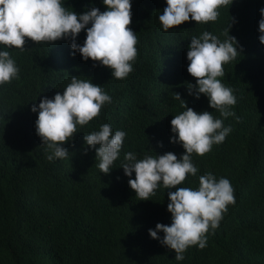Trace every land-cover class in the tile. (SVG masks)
I'll return each instance as SVG.
<instances>
[{
    "label": "trees",
    "instance_id": "obj_1",
    "mask_svg": "<svg viewBox=\"0 0 264 264\" xmlns=\"http://www.w3.org/2000/svg\"><path fill=\"white\" fill-rule=\"evenodd\" d=\"M65 6L77 13L107 7L102 0H65ZM165 6L166 0H132L129 27L138 37V56L126 79L112 77L109 67L91 58L85 61L80 53L73 55L66 39L37 44L29 38L24 50L6 49L20 72L18 78L0 86V264H264L261 50L256 52L257 75L247 61L251 51L243 46L237 60L225 64V75L219 77L234 90L237 104L232 110L239 119L221 117L204 94L189 95L191 79L184 72L191 74L181 66L193 36L207 30L225 40L232 17L229 34L245 37L255 46L264 0H234L219 9L216 21L192 23L203 31L184 23L163 31L158 16ZM85 38L86 30H82L77 43L83 44ZM71 76L91 79L112 102L64 142L67 158L50 162L35 131L38 113L31 107L44 96L62 93ZM176 92L187 105L193 100L201 111H211L232 128L210 152L193 154L199 172L187 176L180 186L196 188L199 176L212 172L217 179L230 180L236 201L228 205L215 233L207 234V247L190 246L183 261H177L175 251L162 246L148 231L158 222L171 224L169 190L160 188L151 199L139 200L121 166L126 152L143 158L145 153L155 156L172 151L179 158L185 151L170 140L174 135L170 121L184 110L174 99ZM104 123L113 131L127 133L108 174L100 172L95 150L84 141L86 134Z\"/></svg>",
    "mask_w": 264,
    "mask_h": 264
},
{
    "label": "clouds",
    "instance_id": "obj_2",
    "mask_svg": "<svg viewBox=\"0 0 264 264\" xmlns=\"http://www.w3.org/2000/svg\"><path fill=\"white\" fill-rule=\"evenodd\" d=\"M233 2L166 0L158 20L165 32L182 23L203 31L192 23L216 21L219 9ZM102 3L107 6L104 11L92 7L77 13L67 9L65 0H0V86L18 78L20 72L6 49L24 50L29 38L37 44L69 40L73 55L80 53L85 61L91 58L109 67L112 77L126 79L134 71L133 62L138 56V37L129 27L132 23V0H102ZM259 12V36L253 33L255 46L245 37L229 34L235 20L232 17L225 40L207 30L193 36L188 45L187 57L181 65L183 72L187 68L191 74L187 76L184 72V76L191 79L187 85L189 95L199 98L204 94L209 106L218 110L223 118L236 117L232 108L237 104L234 90L219 79L225 75L223 66L237 60L243 46L251 51L247 61L255 67V75L258 73L259 61L256 52L259 50L264 63V6ZM82 30H86V38L80 44L77 43V37ZM261 75L264 82V66ZM71 77L62 93L58 91L51 98L44 96L31 107L32 112L38 113L35 131L50 162L67 158L69 151L64 142L73 138L78 127L87 125L99 116L102 107L112 102V97L91 79ZM174 99L180 101L184 110L170 121L174 134L170 140L181 144L185 151L179 158L172 151L155 156L145 153L143 158H138L133 152H126L121 166L129 177L130 188L135 190L139 200L151 199L160 188L169 190L167 210L171 213V224L158 222L155 228H149L148 231L162 246L175 251L177 261H183L190 246H197L200 250L207 247V234L210 231L215 233L223 214L228 211V205L236 202L230 180L227 177L217 179L212 172L200 175L196 188L180 186L187 176H196L199 172L193 163V154L203 156L210 152L214 144L225 140L232 128L230 125L224 126L223 119L214 117L211 111H201V107L193 100L187 105L180 93H174ZM126 135L124 130L113 131L110 124L104 123L99 130L84 136L85 144L95 150L100 172L110 173L120 156ZM160 232L164 234L162 237Z\"/></svg>",
    "mask_w": 264,
    "mask_h": 264
}]
</instances>
